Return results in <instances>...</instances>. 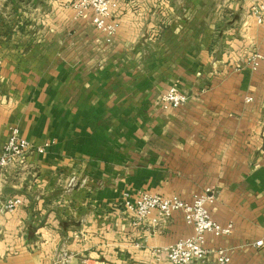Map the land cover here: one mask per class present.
<instances>
[{
    "label": "crops",
    "instance_id": "1",
    "mask_svg": "<svg viewBox=\"0 0 264 264\" xmlns=\"http://www.w3.org/2000/svg\"><path fill=\"white\" fill-rule=\"evenodd\" d=\"M261 1L119 0L111 43L67 0L25 2L45 11L0 28V150L19 128L46 152L0 175V264H169L193 229L181 213L136 225L123 203L142 194L207 195L234 227L207 247L264 264ZM176 82L188 103L164 111Z\"/></svg>",
    "mask_w": 264,
    "mask_h": 264
},
{
    "label": "built area",
    "instance_id": "2",
    "mask_svg": "<svg viewBox=\"0 0 264 264\" xmlns=\"http://www.w3.org/2000/svg\"><path fill=\"white\" fill-rule=\"evenodd\" d=\"M66 5L77 13L78 18L93 17L92 24L95 29L103 34L107 42L115 40L120 25L114 20L119 9V0H67ZM252 16L258 24L264 23V0L259 2L251 10ZM264 60L259 53L253 54L248 62L253 71L260 68ZM188 96L181 90L176 82L170 90L161 98L160 107L164 111L179 109L188 103ZM249 103L251 98L247 100ZM44 147H36L25 140L19 128H13L7 145L0 150V175L3 171L23 166L32 154H44ZM75 179L72 180V185ZM1 192V188H0ZM123 208L126 214L133 218L136 225H159L164 220L171 219L175 214L181 213L186 224L193 229V235L184 238L169 248L165 249V255L169 264H230V252L224 248L209 249L207 237H229L233 233V225L223 226L212 217L208 205L211 199L207 195L196 196L192 201H184L178 197H164L161 195L142 194L132 201L126 196ZM23 205L20 198L8 200L4 210L9 213L16 212ZM263 242L257 245L262 246ZM162 251L154 252L156 257L161 256ZM61 264H70V258L64 254Z\"/></svg>",
    "mask_w": 264,
    "mask_h": 264
},
{
    "label": "rangeland",
    "instance_id": "3",
    "mask_svg": "<svg viewBox=\"0 0 264 264\" xmlns=\"http://www.w3.org/2000/svg\"><path fill=\"white\" fill-rule=\"evenodd\" d=\"M25 2H30V0H0V28L2 33H9L11 28L14 27V29H16L19 22L22 21V19L24 20V18L29 19L28 16L30 17L31 14H36L38 16L45 11L41 8H35V6L33 4L31 5V3L30 6H27L28 4ZM65 7H67V5ZM75 14L77 16L76 12ZM22 23L23 25L26 24L24 21H22ZM8 24L11 25L8 26Z\"/></svg>",
    "mask_w": 264,
    "mask_h": 264
}]
</instances>
